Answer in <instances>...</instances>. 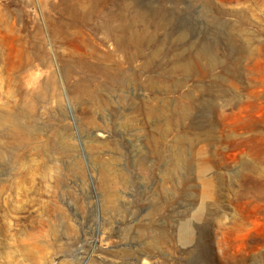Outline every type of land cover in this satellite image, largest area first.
<instances>
[{
    "label": "rangeland",
    "instance_id": "1",
    "mask_svg": "<svg viewBox=\"0 0 264 264\" xmlns=\"http://www.w3.org/2000/svg\"><path fill=\"white\" fill-rule=\"evenodd\" d=\"M0 264H264V0H0Z\"/></svg>",
    "mask_w": 264,
    "mask_h": 264
}]
</instances>
